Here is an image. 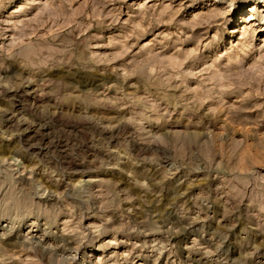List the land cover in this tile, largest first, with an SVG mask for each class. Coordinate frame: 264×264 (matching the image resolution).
I'll return each instance as SVG.
<instances>
[{
  "label": "rangeland",
  "instance_id": "rangeland-1",
  "mask_svg": "<svg viewBox=\"0 0 264 264\" xmlns=\"http://www.w3.org/2000/svg\"><path fill=\"white\" fill-rule=\"evenodd\" d=\"M0 264H264V0H0Z\"/></svg>",
  "mask_w": 264,
  "mask_h": 264
}]
</instances>
